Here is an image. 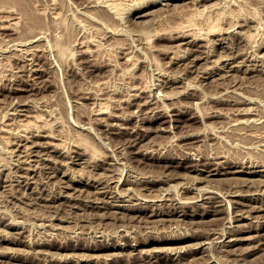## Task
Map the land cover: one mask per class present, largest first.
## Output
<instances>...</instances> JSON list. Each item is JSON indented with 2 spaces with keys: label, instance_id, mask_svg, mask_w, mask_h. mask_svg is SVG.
<instances>
[{
  "label": "rangeland",
  "instance_id": "374dc122",
  "mask_svg": "<svg viewBox=\"0 0 264 264\" xmlns=\"http://www.w3.org/2000/svg\"><path fill=\"white\" fill-rule=\"evenodd\" d=\"M100 1L0 0V264H264V0Z\"/></svg>",
  "mask_w": 264,
  "mask_h": 264
},
{
  "label": "bare ground",
  "instance_id": "6f19581e",
  "mask_svg": "<svg viewBox=\"0 0 264 264\" xmlns=\"http://www.w3.org/2000/svg\"><path fill=\"white\" fill-rule=\"evenodd\" d=\"M89 1V0H88ZM94 1V0H93ZM98 1V0H97ZM203 1V0H202ZM100 2H103V0L102 1H100ZM105 2V1H104ZM108 2V1H107ZM107 2H105V3H107ZM139 2V1H138ZM91 3V2H90ZM203 3V2H202ZM97 4V3H96ZM99 4V3H98ZM141 6V5H140ZM147 11H149V10H147ZM146 11V12H147ZM153 11V10H152ZM150 12V11H149ZM152 13H154V12H152ZM143 14H145L144 12H143ZM142 14L141 13H138V14H136V17H139V16H141ZM153 16V15H152ZM143 17V16H142ZM155 17V16H154ZM101 18V17H100ZM137 20V19H136ZM139 20V19H138ZM137 20V21H138ZM142 20V19H141ZM140 22H142V21H140ZM224 27V26H223ZM211 28V27H210ZM213 28V27H212ZM222 28V27H221ZM216 29V28H215ZM212 30V29H211ZM211 30H210V32H211ZM217 31H218V28L216 29ZM219 30H220V28H219ZM223 30V29H222ZM225 30V29H224ZM184 32V31H183ZM182 32V33H183ZM214 32V31H213ZM178 35V34H177ZM185 35V34H184ZM189 35V34H188ZM220 35V34H219ZM187 36V35H186ZM217 36V35H216ZM222 36V35H221ZM225 36V35H224ZM223 36V37H224ZM183 38V37H182ZM174 39H176V37L174 38ZM88 40V39H87ZM220 40V39H219ZM85 41V40H84ZM201 41V40H200ZM223 41V40H222ZM188 42H189V40H188ZM82 43V42H81ZM183 43V42H182ZM191 43V42H190ZM84 44V43H83ZM92 44H94L93 42H92ZM201 45V44H200ZM202 46V45H201ZM204 46V45H203ZM162 49H165V48H162ZM167 50H168V48H167ZM198 50V49H197ZM198 57V56H197ZM208 68V67H207ZM206 68V69H207ZM210 68V67H209ZM218 69V68H217ZM187 70V69H186ZM193 70V69H192ZM214 71V70H213ZM222 75V74H221ZM206 76V75H205ZM223 76V75H222ZM205 78V77H204ZM220 79H222L221 78V76H220ZM213 81H215L214 79H213ZM221 81V80H220ZM136 96H137V94H136ZM264 126V125H263ZM261 127V126H260ZM260 129H262V127L260 128ZM260 130H258V128L256 129L255 128V130H254V132L256 133V132H259ZM264 131V130H263ZM252 132H253V129H252ZM261 132V131H260ZM249 133H250V131H249ZM262 133V132H261ZM253 134V133H252ZM252 134H251V136H252ZM261 135V134H260ZM259 135V136H260ZM264 135V134H263ZM255 137V136H254ZM250 159V158H249ZM255 159V158H254ZM253 159V160H254ZM252 160V159H251ZM258 162V161H257ZM234 171H236V170H234ZM255 172H257V170H254ZM263 171V170H262ZM187 189V188H186ZM183 202V201H182ZM186 203V202H185Z\"/></svg>",
  "mask_w": 264,
  "mask_h": 264
}]
</instances>
